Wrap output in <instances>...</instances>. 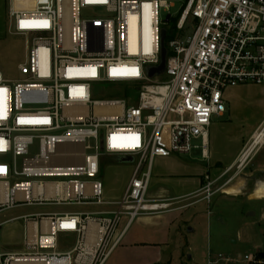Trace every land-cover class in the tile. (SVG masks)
Segmentation results:
<instances>
[{
  "label": "built area",
  "instance_id": "obj_1",
  "mask_svg": "<svg viewBox=\"0 0 264 264\" xmlns=\"http://www.w3.org/2000/svg\"><path fill=\"white\" fill-rule=\"evenodd\" d=\"M174 1L9 0L8 30L24 37L26 57L17 78L0 71V212L63 209L13 217L24 220L22 244L0 249V264H103L123 217L129 223L181 207L180 198L148 196L155 159L195 148L205 154L212 116L226 112L225 90L264 83V0H181L173 15ZM175 18L165 72L149 77L147 69L160 62L161 30ZM123 82L141 85L137 103L93 98L95 85ZM263 138L264 121L234 162L218 177L206 175L193 197L209 206L217 181L245 170ZM104 156L134 158L118 200L104 198ZM79 206L85 209H68Z\"/></svg>",
  "mask_w": 264,
  "mask_h": 264
},
{
  "label": "rangeland",
  "instance_id": "obj_2",
  "mask_svg": "<svg viewBox=\"0 0 264 264\" xmlns=\"http://www.w3.org/2000/svg\"><path fill=\"white\" fill-rule=\"evenodd\" d=\"M181 3V0H175L170 7L169 13L177 15L181 8ZM8 6L9 0H0V71L7 77L14 79L19 76L18 64L24 62L26 49L24 37L11 34L8 30ZM94 12L104 16V13L100 10H94ZM160 15L165 20L168 11L163 7L160 9ZM140 88L141 85L137 82L98 84L94 86L92 95L94 99L126 98L129 96L130 99H127L128 103L135 104L138 100ZM235 88L238 89L239 94L242 96L238 98V104L233 108L232 114L226 103V112L222 116L214 114L210 127L212 132V152L221 154L224 159L234 151V147L237 145L234 141L235 138L240 136L247 138L264 117V83H241L236 85ZM230 90L228 89L227 91ZM193 144L199 146L201 140H194ZM37 151V147L31 150L33 153ZM172 156L178 162V166H180L173 167L172 170L181 171L184 166L189 171L198 166L201 168L208 167L209 160L202 157L200 148H195L188 154H175ZM263 156L264 148L257 158L259 159ZM161 159V157L155 159L148 195L156 192L160 193L161 189H165L164 194L171 196L186 190L187 186L197 183V181H188L183 176L174 175L173 172L171 174H163L162 177L157 175L156 172L161 167L159 166ZM58 160L60 162H71L75 158L60 157ZM134 167V162H120L108 156L102 158L101 180L105 199L118 200L123 196ZM243 171L241 173L233 171L222 176L217 181L215 188H219V191L212 196L209 206L206 202H201L183 211V219H190L188 222L179 223L184 232L180 250L181 252L183 251L184 256L182 258L184 261L187 262L190 257H193L200 260L205 259L207 262L208 242L210 245L213 243L216 249H221L218 247L219 245L227 249H234L236 252L238 250L241 251L243 260L246 253L256 250L264 251V206H262V202L249 201L242 196L231 197L223 195L228 194L225 192L227 187H235L243 180ZM208 175L213 178L216 176L210 172H208ZM233 175L232 182L225 184L228 178ZM203 181L204 184L205 179ZM250 186H254L252 181ZM61 209L63 208L24 206L0 212V248L2 250L18 248L16 245L23 239L24 220L20 218L12 219L13 217L34 212H56ZM68 209L83 210L85 207H70ZM209 210L210 213L208 212ZM177 214H180V212L171 216L173 217ZM192 217L194 220H191ZM189 226H193L192 231H189ZM246 239L247 241H245ZM220 253L223 257L229 256L226 252ZM245 261L247 260L245 259Z\"/></svg>",
  "mask_w": 264,
  "mask_h": 264
},
{
  "label": "crops",
  "instance_id": "obj_3",
  "mask_svg": "<svg viewBox=\"0 0 264 264\" xmlns=\"http://www.w3.org/2000/svg\"><path fill=\"white\" fill-rule=\"evenodd\" d=\"M235 87H229L224 92L225 103L228 104L231 114L233 108L238 104V98H241L242 96ZM228 89L231 90L227 91ZM263 121L264 117L257 127ZM253 132L247 138L245 136L236 137L234 141L237 145H235L234 151L224 159L221 154L212 152V132L209 130L206 153L203 154L202 149L200 148L202 157L209 160L208 167L206 168L198 166L189 171V169L187 170L184 166V169L182 168L181 171L175 169L172 170L173 167H180L175 158H172L173 156L161 157L162 159L159 162V166L161 167L156 172L157 175L162 177L163 174H171V172H173L174 175L183 176L186 180L197 181V183L194 182L196 183L195 185H189L186 187V190L171 196L164 194L166 191L165 189H161L160 193L156 192L148 195L151 199L180 198L179 200H181V202L178 206L181 207L161 213L142 214L129 223H127V216L123 217L117 231V235H119L118 241L103 264H253L254 262H250L249 260L245 261L246 255L252 256L256 258L258 262H261V259L258 257V252H260L258 250L246 253L243 260L241 251L238 250L236 252L234 249H227L218 244V247L221 249H216L213 246V243L210 245L209 242L206 254L207 262L205 259L200 260L193 257H190L186 262L182 258V256H184L183 251H180L184 232L179 223L185 221L188 222V220L190 221L189 218L188 220L183 219V211L196 206L201 202H205L202 200L199 201L200 198L193 197V195L201 189L205 176L208 175V172L213 173V175L215 174V177H218L223 173L224 170L234 162L244 145L251 138ZM263 148L264 143L249 160L248 165L245 168L246 170L243 171L242 174L243 180L234 187L238 189V192L231 194L225 191L228 194L223 195L231 197H246L249 201H260L262 202V206H264V156L259 159L257 158ZM108 157L116 160L120 159L118 156ZM253 174L254 176L256 174L259 175L257 178L251 180L254 184V186L251 187V181H248L247 178ZM178 212H180V214L173 217L171 216ZM191 220H194L193 217ZM188 229L189 231H192L193 226H189ZM245 241H247V239ZM21 244L22 240L16 246L20 248ZM18 248H13L12 250ZM220 252H226L230 257H223Z\"/></svg>",
  "mask_w": 264,
  "mask_h": 264
},
{
  "label": "water",
  "instance_id": "obj_4",
  "mask_svg": "<svg viewBox=\"0 0 264 264\" xmlns=\"http://www.w3.org/2000/svg\"><path fill=\"white\" fill-rule=\"evenodd\" d=\"M170 21V15L168 14L165 18V22L168 23ZM166 33L167 30L166 28H162L161 34H160V45H161V51H160V62L156 66H152L147 69V74L149 77H155L162 75L165 72L166 69V61H167V56H168V48L166 46ZM120 162H125V163H131L134 161L133 156H128V157H123L119 159Z\"/></svg>",
  "mask_w": 264,
  "mask_h": 264
},
{
  "label": "trees",
  "instance_id": "obj_5",
  "mask_svg": "<svg viewBox=\"0 0 264 264\" xmlns=\"http://www.w3.org/2000/svg\"><path fill=\"white\" fill-rule=\"evenodd\" d=\"M176 22H177V18L173 19L168 25L165 26L167 30L166 46L168 45L170 37H172L175 33ZM170 32L171 34H169ZM169 55H170V52H169ZM258 257L261 259V262H255L253 264H264V251L258 252Z\"/></svg>",
  "mask_w": 264,
  "mask_h": 264
},
{
  "label": "bare ground",
  "instance_id": "obj_6",
  "mask_svg": "<svg viewBox=\"0 0 264 264\" xmlns=\"http://www.w3.org/2000/svg\"><path fill=\"white\" fill-rule=\"evenodd\" d=\"M147 31H148V29L146 28L145 29V32L147 33ZM146 35V37H147V34H145ZM136 42H137V37H136V30H135V28L134 27H132L131 28V43H132V48H133V51H136L137 50V48H136ZM146 50L148 49V47L146 46V48H145ZM261 140V141H260ZM264 141V138L263 139H258V141L257 142H263ZM225 191L226 192H229V193H237L238 192V189H236V188H234V187H232V186H230V187H227L226 189H225Z\"/></svg>",
  "mask_w": 264,
  "mask_h": 264
},
{
  "label": "flooded vegetation",
  "instance_id": "obj_7",
  "mask_svg": "<svg viewBox=\"0 0 264 264\" xmlns=\"http://www.w3.org/2000/svg\"><path fill=\"white\" fill-rule=\"evenodd\" d=\"M258 175H259V174H256V175L254 176V174H253L252 176H250L249 178H247V180H248V181H251V180H253L254 178H257Z\"/></svg>",
  "mask_w": 264,
  "mask_h": 264
},
{
  "label": "snow or ice",
  "instance_id": "obj_8",
  "mask_svg": "<svg viewBox=\"0 0 264 264\" xmlns=\"http://www.w3.org/2000/svg\"><path fill=\"white\" fill-rule=\"evenodd\" d=\"M86 2H87V0H86ZM23 23V22H22Z\"/></svg>",
  "mask_w": 264,
  "mask_h": 264
}]
</instances>
